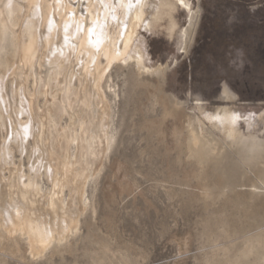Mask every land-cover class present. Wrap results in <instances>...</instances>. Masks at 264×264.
<instances>
[{
	"label": "rangeland",
	"instance_id": "1",
	"mask_svg": "<svg viewBox=\"0 0 264 264\" xmlns=\"http://www.w3.org/2000/svg\"><path fill=\"white\" fill-rule=\"evenodd\" d=\"M115 1L97 3L113 20ZM148 1L150 10L157 0ZM86 2L74 3L81 15ZM176 19L172 37L146 22L138 29L149 70L139 75L133 60L117 62L103 80L113 139L88 182L78 232L40 258L15 236L0 264H264V0H187ZM45 102L41 94L39 112ZM222 108L236 112L241 137L206 121L210 143L197 157L189 122L198 128L201 110ZM251 134L255 147L245 140ZM31 144L21 153L9 143L13 167L26 175ZM39 184L50 187L44 175Z\"/></svg>",
	"mask_w": 264,
	"mask_h": 264
},
{
	"label": "bare ground",
	"instance_id": "2",
	"mask_svg": "<svg viewBox=\"0 0 264 264\" xmlns=\"http://www.w3.org/2000/svg\"><path fill=\"white\" fill-rule=\"evenodd\" d=\"M75 1L89 2L84 3V15L74 8ZM98 1L0 0V66H6L0 77V249L6 240L24 237L29 255L39 257L78 232L88 182L99 171L113 139L111 103L103 80L117 62L133 60L139 75L149 70L138 29L146 22L172 37L178 27L176 11L187 2L157 0L147 10L148 0H136L133 6H128L129 0H114L119 8L113 20ZM7 55L10 64L5 62ZM29 79L32 95L27 90ZM41 94L46 102L39 112L36 100ZM235 113L227 108L214 113L201 110L198 128L192 121L188 126L193 154L201 158L210 143L203 137L206 121L216 129L220 126L226 137L240 138ZM245 138L252 147L258 143L252 134ZM30 139L26 175L13 167L9 143L24 153ZM43 175L50 182L47 191L39 184Z\"/></svg>",
	"mask_w": 264,
	"mask_h": 264
}]
</instances>
